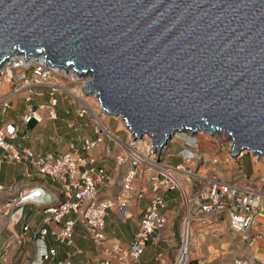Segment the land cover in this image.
I'll list each match as a JSON object with an SVG mask.
<instances>
[{
  "label": "water",
  "instance_id": "water-1",
  "mask_svg": "<svg viewBox=\"0 0 264 264\" xmlns=\"http://www.w3.org/2000/svg\"><path fill=\"white\" fill-rule=\"evenodd\" d=\"M14 53L93 72L82 91L156 152L198 127L264 157V0H0Z\"/></svg>",
  "mask_w": 264,
  "mask_h": 264
},
{
  "label": "built area",
  "instance_id": "built-area-1",
  "mask_svg": "<svg viewBox=\"0 0 264 264\" xmlns=\"http://www.w3.org/2000/svg\"><path fill=\"white\" fill-rule=\"evenodd\" d=\"M33 70L39 72L35 70V67ZM30 81L24 80L29 83ZM18 86L19 88L0 95V116L6 113L13 98L16 97L10 92L22 89L28 90L31 94V88L35 85L27 83L26 86H23L18 83ZM29 94L24 98L26 103L36 96L34 94L32 98H29ZM48 102L49 106L53 107L56 100L51 97ZM98 105L100 104L97 103ZM25 107L26 112L22 116V123L26 125L33 121L35 124H39L41 118L33 112L31 106L26 105ZM99 111L104 113L100 108ZM74 115L76 118L86 120V126L92 131L94 138L89 140L80 136L78 149L74 147L73 143H69L66 149L59 153L34 155L28 150L18 149L6 141L15 137L16 126L12 122L0 126V148L7 152L14 161L26 162L30 169L35 170L37 176L47 177L58 185V188L53 191L44 190L41 187L19 190L6 202V208L12 210L9 218H14L15 221L19 220L23 205L31 203L37 204L41 208L42 228L38 231L39 239L34 240V255L30 264H43L53 258L54 249L44 248L42 239L47 233V227L57 226L64 216L69 218L63 221L60 227L50 230L55 242L69 244L73 227L79 225L94 245L102 246L105 242L103 227L106 209L116 204L117 210L121 212L132 198L141 199L148 193V204L137 222V232L132 244L125 250L117 245L107 248L104 251L106 258L99 263L111 264V260L114 259L118 264H127V262L135 264L146 245L148 236L154 231L160 230L166 223L162 214L165 202L158 195L159 191H176L179 195L181 228L173 258L169 264H189V238L191 222L194 220H199L204 224V227H209L212 222L224 217L228 228L244 241L253 242L264 238V228H261L256 222V216L264 211V194L246 184L239 185V182L245 179L241 170L232 179L229 174L225 177L217 170L219 165L217 160H213L216 159V156L212 157L211 161L209 160L211 168L208 167L205 172L200 173V169H198L200 160L198 159L201 155H199L200 157L196 155L194 140L190 135L191 132H200L197 127H194V130L183 129L189 133V136L186 135V132L174 133L167 141V145H169L175 136L181 137L179 140L181 149L177 152L180 162L176 165H169L166 163V149L156 152L155 147L151 146L150 136L146 137L145 133L137 139L124 123L123 127L127 129V133L123 130L126 137L124 140L120 139L110 132L107 122L102 124L98 121L96 123L90 111L82 104L74 111ZM47 116L48 119L54 120L53 111H48ZM113 119L116 120L115 117ZM128 132L131 135L129 139ZM225 135L223 132L222 137L225 138ZM207 136H211V134ZM105 138L112 144L113 149L119 150L114 155L115 167L127 166L126 172L121 177L120 192L115 197L114 204L96 200L97 187L109 183L104 167L94 166L99 158L93 155V151L102 144ZM246 152L251 157L252 153ZM106 153H110V148H106ZM225 154L232 157L237 155H233L230 143H228ZM237 156L239 159L242 158L241 154ZM193 158L196 160L190 164H183L184 161ZM191 164L193 165L191 166ZM140 170L143 172L155 171L156 173L139 175L137 172ZM138 178L148 184L147 191L140 188L136 190L133 187V181ZM0 213L3 212L0 210ZM5 213L7 214V212L3 214L5 215ZM26 229V226L22 227V231H26ZM7 248L8 246L4 247L1 255ZM157 260L159 264H166L160 256H157ZM56 264L69 263L62 261ZM224 264H264V258L251 255L245 258H234Z\"/></svg>",
  "mask_w": 264,
  "mask_h": 264
},
{
  "label": "crops",
  "instance_id": "crops-1",
  "mask_svg": "<svg viewBox=\"0 0 264 264\" xmlns=\"http://www.w3.org/2000/svg\"><path fill=\"white\" fill-rule=\"evenodd\" d=\"M43 96L39 97L43 98ZM39 97L32 98L28 105L31 106L35 113H38L36 115L41 118L40 124H35L33 121H30L27 125L22 123L25 107L19 105L17 99L10 104L6 113L0 116V126L4 123L12 122L17 128L15 137L7 139V143L14 145L18 149L28 150L34 155H42L62 152L69 143H73L74 147L78 149L80 136H84L89 140L94 138L92 131L86 126V120L76 118L71 110L67 111L68 114H65L62 110L56 112L54 109V120L48 119L47 111L37 109L41 107L47 108L44 106L48 105V97L44 102H39L42 100ZM83 122L84 125L81 126ZM38 125L41 128L40 133H38L39 135H33L31 131ZM111 146L112 144L108 140L107 143L106 140H103L102 144L93 151V155L99 158L94 166L104 167L109 179L108 184L97 187L96 200L114 204V199L120 192L121 177L126 172L127 166L115 167L114 149ZM106 148H111L110 153H106ZM239 168L245 177L252 176L254 173L264 175L261 170H256V172L253 170V172L244 174L240 164ZM34 187L53 191V189L58 188V185L47 177L37 176L35 170L30 169L26 162L14 161L7 152L0 148V210L3 213L7 212L5 215L0 213V255L4 247L8 246L0 257V264H30L33 259L34 240L39 239L38 231L42 228L41 208L37 204H25L21 207L19 220L15 221L14 218H9L12 210L6 208V202L16 194V191ZM133 187L136 190L139 188L144 190L148 188V184L140 179H135ZM158 195L165 202L162 214L166 219V223L160 230L154 231L148 236L146 245L135 264H159L157 256H160L166 264H169L173 258L181 228L179 195L176 191H159ZM148 197L149 194L147 193L141 199L132 198L121 212L117 210L116 204L106 209L103 227L105 242L98 247L93 244L79 225L73 227L69 244L55 242L50 230L60 227L63 221L69 218L64 216L61 223L57 226L51 225L47 227V233L42 239V246L46 249H54L55 255L51 260L43 264H56L62 261H67L69 264H99L106 258L104 251L107 248L117 245L122 250H125L133 242L134 235L137 232V222L148 204ZM256 222L261 228H264V212H260L256 216ZM23 226L27 227L26 231H22ZM214 226L215 228L218 226L220 229L228 228L224 217L212 222L209 228L212 227L214 229ZM251 243L253 247L250 248L249 246L247 255L264 256V238ZM111 264L118 263L112 259ZM127 264L131 263L127 262ZM192 264L196 263L193 261Z\"/></svg>",
  "mask_w": 264,
  "mask_h": 264
},
{
  "label": "rangeland",
  "instance_id": "rangeland-1",
  "mask_svg": "<svg viewBox=\"0 0 264 264\" xmlns=\"http://www.w3.org/2000/svg\"><path fill=\"white\" fill-rule=\"evenodd\" d=\"M35 72L33 70V67H30L26 70L25 77L28 80H32L35 76V75L32 76V74ZM44 75H46V74L44 73L43 76ZM0 80H2L1 84L7 85V88H5L6 90H4V92L0 93V95L4 94L5 92H9L12 89L19 88L18 83L15 81H10L7 83V81H5V78L3 77V75L1 76ZM4 81H5V83H4ZM51 89H53V88L48 86V85L32 86L31 94H29V98H32L34 96V94H36L35 97H39L42 95L45 96V97L43 96V98L39 97L42 99L39 102H44V100L47 97H48V100L51 97L55 98L56 102H55V105L53 107H50L49 102H48V105L44 106L47 108H42L47 112L53 111L55 109L56 112H58L59 110H62L65 114H68L67 111L71 110L74 114V111L78 107H80L81 104L76 99H74L72 96H70L68 93L63 92L61 90H56V89H54L52 91ZM21 91H25V90L21 89ZM27 93L25 92L24 95L18 94L19 96L14 97L11 104L17 99V102L19 103V105H23L24 107H25V104L28 105L29 102L26 103L23 101V99L25 97H27ZM21 98H22V100H21ZM25 109H26V107H25ZM37 109L41 110L39 108H37ZM33 112L35 113V111H33ZM113 118L109 119L110 121H107V127L110 130V132L115 134L116 137L124 140L126 137V134L123 131V129H119V127H118L119 125L117 124V120H114ZM50 120H52V119H50ZM7 123H9V122H7ZM83 125H84V122L81 124V126H83ZM29 130H31V129H29ZM40 130H41L40 125H38V127L34 128L31 132L33 135H35V134L39 135L38 133H40ZM183 131H185V130H183ZM186 135L189 136V133L186 132ZM104 140H106V143H107V138H105ZM179 140H181V137L175 136L173 141L169 145H167V148L165 150L166 155H167L166 163L169 165H173L177 162H180V159L177 157V152L179 151V149H181V146L179 144ZM193 140H194L193 142L196 144V139L193 138ZM226 143H227V141H226ZM200 144H201V142H200ZM200 146H198V150H196V148L194 149L197 156L201 155L202 150H201ZM112 147L113 146H111V148ZM111 148H110V151H111ZM213 150H214L213 152H212V149L210 150V153L212 152L211 156L213 158L215 156H217L220 159L224 158V155L227 151V144H225V143L222 144L220 150H217L216 147H214ZM52 152H54V151L52 150ZM113 152H114L113 155H115L117 152H119V150L117 148H114ZM260 162L261 163L259 166H261L263 168L264 162L263 161H260ZM209 163H210L209 161L204 162V161L200 160V164L198 166L199 167L198 169H203V168L206 169L208 167L211 168V166H209ZM238 163L240 164L241 169L244 171V174H247L248 172H253V170H254V172H256V170H259L258 166L256 165L257 161L253 163L250 155L245 154L244 157H242L238 160ZM238 163L236 160L235 165H233L232 167L226 166L227 168L224 167L223 164H220L219 169H217V170H219L221 173H223V175L225 177L228 176L227 172H229V170H230L229 176L231 177L230 179H232V178H234V176L236 177L235 174L240 171ZM197 164H198V162L196 163V165ZM192 165L193 164H191V166ZM240 184H246L249 187L253 188L254 190H258L261 194H264V175L263 174L258 175V174L254 173L252 176H246L245 179H242L239 182V185ZM203 225L204 224H202L199 220H194L191 222V233H190V238H189V253H188L189 264H192L193 261L196 264H224V263L230 262L234 258H245L248 256L247 253L249 251V246H250V248L253 247V245L251 243L252 241H248V240L244 241L240 236L232 233L228 228L227 229L226 228L220 229L218 226L216 228L214 226V229H213L212 227H210V228L204 227ZM258 256L260 258L264 257L262 255H258Z\"/></svg>",
  "mask_w": 264,
  "mask_h": 264
},
{
  "label": "bare ground",
  "instance_id": "bare-ground-1",
  "mask_svg": "<svg viewBox=\"0 0 264 264\" xmlns=\"http://www.w3.org/2000/svg\"><path fill=\"white\" fill-rule=\"evenodd\" d=\"M30 67H35V70H38L39 72H35L32 74V76H34V78L29 82H24V80H28L25 77V72L28 68ZM0 70L3 72L0 73V78L3 75V77L5 78V81H15L19 84H22L23 86H26V84H32V85H48L50 87H52L53 89L56 90H61L63 92L68 93L70 96H72L74 99H76L80 104H82L84 107L87 108V110L90 111V113L92 114L93 120L97 123L98 121L106 123L107 121H110L109 119H111L113 116L109 115V114H104L101 113V111H99V108L101 109V105L97 106L98 102V98L99 95L98 94V90H96L95 92H89V93H84L82 91V88L84 86H87V84L91 85V81L92 78L94 76L93 72H89L87 71L84 74H78L77 72L73 71L70 67L67 68H63V67H57L56 65H50L49 63H45L43 57L41 56H36L33 57L32 55H27V57L25 58V55L23 54H10V56H8V58L6 60H4L1 64H0ZM43 73H45L46 75H42ZM4 81V83H5ZM2 80H0V93L4 92V90H6L5 88H7V85L5 84H1ZM15 91V92H14ZM25 92L27 93V95L29 94V91H19V90H13L12 95L14 96H19V95H24ZM19 94V95H18ZM97 101V103H96ZM43 107L39 108L42 109ZM104 112V111H102ZM115 119L117 120V124L119 125V129H123V130H127L125 129L124 126V122L121 120V118L119 116H115ZM198 128V127H197ZM192 130V128H190ZM200 132L196 131V132H191L192 134H190L193 138L196 139V144L194 143V146L196 148V150H198V146H200L201 148V157L198 160H202V161H211L212 160V152L214 151L213 148L216 147L217 150L221 149L222 144H227L228 147V143H230V140L228 138L227 135H225V138L222 137V133L223 130H214L210 133H207L206 131L200 130L198 129ZM131 132V130H130ZM130 132H128V139L131 137ZM186 131H181L180 133H185ZM127 133V131H126ZM146 137H149L150 134L148 132H144ZM205 134V135H203ZM208 134H211V136H207ZM145 138V137H144ZM150 139L152 140L151 136ZM171 139V137L169 139H167L163 144H161L158 147L159 151L160 149H166L167 146V141H169ZM227 141V143H226ZM201 142V144H200ZM99 147V146H98ZM156 149V146H154ZM212 149V152L210 153V150ZM156 151V150H155ZM193 151V150H192ZM200 152V151H199ZM247 152L246 151H239V154H241V156L245 155ZM230 156V155H224V158H218L216 156V159L213 160H217L218 165L223 164L224 167H232L233 165H235L236 160L239 159L238 156ZM251 159L253 160V162L257 161V166L259 168V170H261L264 173V166L263 168L260 165V161L264 162V157L262 156H258L256 154L251 155ZM196 158H193L192 160H186L184 161L183 164H190L192 161H195ZM260 160V161H259ZM181 166H183L181 164ZM226 167V168H227ZM203 168V167H202ZM258 170V171H259ZM260 171V172H261ZM200 173L205 172V169H200L199 170ZM139 175H151L156 173L155 171H138L137 172ZM227 174H230V170L229 172H227ZM263 179V178H262ZM264 212V211H262Z\"/></svg>",
  "mask_w": 264,
  "mask_h": 264
}]
</instances>
